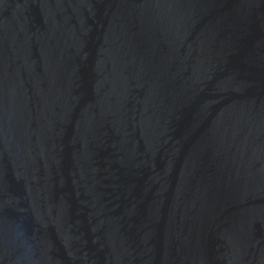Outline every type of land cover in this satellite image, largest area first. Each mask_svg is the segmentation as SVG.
<instances>
[{
	"label": "water",
	"instance_id": "95a60500",
	"mask_svg": "<svg viewBox=\"0 0 264 264\" xmlns=\"http://www.w3.org/2000/svg\"><path fill=\"white\" fill-rule=\"evenodd\" d=\"M0 264H264V0H0Z\"/></svg>",
	"mask_w": 264,
	"mask_h": 264
}]
</instances>
